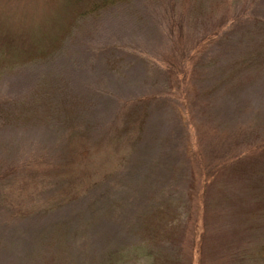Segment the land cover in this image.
I'll list each match as a JSON object with an SVG mask.
<instances>
[{"label": "rangeland", "instance_id": "obj_1", "mask_svg": "<svg viewBox=\"0 0 264 264\" xmlns=\"http://www.w3.org/2000/svg\"><path fill=\"white\" fill-rule=\"evenodd\" d=\"M252 45L264 0H0V264H264Z\"/></svg>", "mask_w": 264, "mask_h": 264}, {"label": "trees", "instance_id": "obj_2", "mask_svg": "<svg viewBox=\"0 0 264 264\" xmlns=\"http://www.w3.org/2000/svg\"><path fill=\"white\" fill-rule=\"evenodd\" d=\"M225 4V2H222V5H224ZM244 39H246V37L245 36H242L241 38H240V40H239V42H238V45H244L245 44V40ZM244 40V41H243ZM212 41H214V40H211V42ZM218 46H220V43H218L217 42V47ZM243 48H244V46H243ZM249 50H251L250 52H249V57H246V58H244L243 60H241V61H239L238 62V64H241V66H243V67H241V69L242 68H245V67H247L248 68V66H249V64H251L252 62H256V63H258V62H260V60L261 59H263L264 58V50L263 49H261V51H259V50H255L254 49V46L252 45L250 48H249ZM245 52L247 51V50H244ZM218 52V51H217ZM254 55V56H253ZM218 59H221L220 57H217V60ZM238 72H235V71H233V73L231 72V73H229V75H226L227 73H225L224 74V72L222 73V72H219V73H217V84H219V86L217 87V90H219L220 91V89H221V87L223 86V85H225L226 83H228V82H230V80H232L234 77H235V75L237 74ZM234 76V77H233ZM64 104H66V102H64L63 101V104L62 105H64ZM65 106H67V105H64V107L63 108H65ZM58 121L59 122H62V121H60L59 119H58ZM7 146V145H6ZM10 146H12V148H13V150L15 149V147H16V144H12V145H10ZM7 147H9V146H7ZM1 148L0 149V180L2 179L1 177H9L10 176V173H9V169H10V165H15L14 163H12L11 161H10V159L8 158V159H5V157L4 156H6L4 153H9L10 151H9V149L8 148ZM4 152V153H3ZM4 157V158H3ZM179 158V156H176L175 158H174V161H171L172 162V164L174 165V166H172V167H178L177 165L175 166V164L173 163V162H176V163H178V161L179 160H177ZM17 166V165H16ZM19 166H17V168H18ZM151 199V201L153 202V205L152 206H156L157 204L156 203H154V198L153 197H151L150 198ZM145 201H147V199L145 198ZM150 208V207H149ZM153 212H155L156 210H157V208H155V207H152V209H151Z\"/></svg>", "mask_w": 264, "mask_h": 264}]
</instances>
